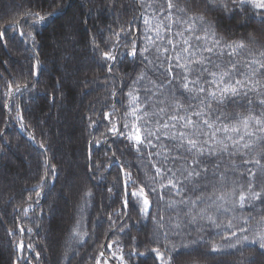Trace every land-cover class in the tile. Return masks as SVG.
I'll return each mask as SVG.
<instances>
[{
    "label": "trees",
    "instance_id": "trees-1",
    "mask_svg": "<svg viewBox=\"0 0 264 264\" xmlns=\"http://www.w3.org/2000/svg\"><path fill=\"white\" fill-rule=\"evenodd\" d=\"M211 1L179 0V5L187 7L189 15L204 16L205 27H211L224 41L243 40L256 51L264 48V20L261 18L264 12L257 14L250 6L233 11L234 7L238 8L233 0H223L227 8ZM164 2L13 0L7 3L0 0V31L4 33L0 38V157L6 155V161L0 166V264H61L60 249L65 235L77 227L86 234L72 239L74 250L65 256L64 264H97V261L99 264H121V255L123 264H161L151 251L153 248L164 254L165 264H204L206 259L242 256H248L252 261L260 257L258 264H264V248L260 247L257 238L258 233H264L262 201L246 202L243 209L237 205L233 211L218 213L215 205L208 206L211 201L198 203L195 207L178 203L169 208L166 201H179L183 197L163 191V201L158 194L149 193L152 205L147 216L140 212L142 202L137 207L123 208L120 164L132 173L137 186L146 184L147 177L155 172L147 150L137 153L130 142L109 134V121L121 126V117L130 110V89H136L133 94H139L143 100L146 93L151 95L147 90L156 91L151 82L159 85L167 78L166 73L154 71L139 55V49L146 44L143 20L146 15H152L146 5ZM29 13H40L46 19L34 23L35 17ZM9 24L16 26L8 27ZM117 32L121 33L118 41L121 47L116 51H131L132 41L136 40L138 55L135 58L119 56L115 62L102 58L104 52L113 49ZM250 37L258 43L252 44ZM7 51L13 53L10 59ZM148 58L154 59L153 54L150 53ZM109 64L112 65L111 73ZM61 69L68 71L64 79L59 77ZM142 72L146 74L145 78L134 85L133 81ZM17 86H20V92H16ZM86 86L80 93L79 88ZM175 87L177 97L188 104L179 86ZM57 99L61 102L56 109ZM147 110L151 112L152 109ZM223 110L247 114L241 103H229ZM105 113L109 114L107 119ZM46 114L49 116L41 122ZM70 118L76 119L77 124H72ZM58 133L72 142L68 155L56 140ZM96 141L101 143L97 145ZM78 147L82 161L77 156ZM21 149L27 152L26 158L31 164L17 155ZM262 150L264 144H257L244 159L260 158L257 154ZM67 156L69 162H64ZM220 159L221 169L227 163L239 165L235 172L228 171V175L246 192L249 182L246 168L257 171L253 189L264 192V173L253 165H243L239 155L231 158L225 155ZM214 163L215 160L209 161L210 165ZM261 164L264 165V158H261ZM67 179L73 181V185H68ZM84 181L87 182L84 199L89 206L82 219L72 217L71 206L64 217L56 216L57 203L65 204L62 193L73 191L74 204L79 202L81 195L77 188ZM233 187L229 183L217 188L216 192L230 193ZM190 188L184 196L192 199L202 194L207 197L212 192L210 187L203 193L192 192ZM239 190L237 188V197H226V207L232 208ZM88 192L91 196L86 195ZM189 208L191 215L207 208L217 223L223 226L231 220L234 227L218 230L199 217L195 224L190 221L183 224L181 215L189 212ZM173 218L175 223L178 220L181 223L180 229L170 227ZM158 221L163 223L162 228ZM156 224L163 236L160 240L151 238ZM199 228L204 234L202 240L186 247L176 244L179 238L195 234ZM240 228L247 230L241 233ZM231 231H236L237 235L231 237ZM245 235L248 241L236 244ZM224 236L229 239L225 240ZM213 244L219 246L215 252ZM229 244H236V247L221 250Z\"/></svg>",
    "mask_w": 264,
    "mask_h": 264
},
{
    "label": "snow or ice",
    "instance_id": "snow-or-ice-1",
    "mask_svg": "<svg viewBox=\"0 0 264 264\" xmlns=\"http://www.w3.org/2000/svg\"><path fill=\"white\" fill-rule=\"evenodd\" d=\"M233 4L238 5L233 11H242L245 6H250L257 14L264 12V0H233ZM217 6L227 8L223 0ZM146 7L152 10V15H146L143 20L146 44L139 49V55L154 71L166 73L167 78L159 85L151 82L156 91L147 90L151 95L146 93L143 100L139 94H133L136 89H130V110L121 117V126L115 121H109V134L130 142L137 153H141L142 149L147 150L155 172L153 176L147 177L146 184L137 186V182L132 179V173L125 171L124 165L120 164V176L123 177V208L127 210L130 205L137 207L142 202L140 212L147 216L152 205L149 193L158 194V198L163 201V191L183 197L179 201H166L169 208L178 203L195 207L198 203L211 201L209 207L215 205L218 213H227L235 210L237 205L243 209L246 202H264V192L253 189L257 171L246 168L249 177L246 192L237 180L229 177L227 169H221L220 159L225 155L230 158L239 155L243 165H253L264 173V165L261 164L264 150L257 154L260 158L244 159L250 149L257 144H264V48L256 51L243 40L224 41L211 27H205L207 22L204 16L189 15V9L180 6L179 0H165L164 3L147 4ZM160 13L163 15H159ZM29 15L35 17L34 23H41L46 19L40 13ZM261 18L264 20V16ZM15 26L16 24L8 25ZM20 34L24 35L23 32ZM3 35L0 31V38ZM115 35L117 42L113 44L111 51L102 54V58L111 62L117 61L119 56L135 58L138 55L136 40L132 41L131 51L119 53L116 49L121 47L118 42L121 33L117 32ZM250 40L252 44L258 43L254 37H250ZM150 53L154 56L152 60L148 58ZM108 71H112L111 64ZM145 75L142 72L133 84L142 81ZM176 85L182 95L186 96L188 104L177 97ZM164 89L168 91L165 92ZM15 90L20 92V86ZM113 95L116 93L113 92ZM229 103L244 104L247 114L224 111L223 108ZM149 107L151 112L147 110ZM108 116L109 114L105 113L106 119ZM100 143L101 141H96L97 145ZM169 144L172 147H169ZM153 157L155 159H152ZM212 160L216 163L210 165L209 161ZM231 166L233 172L239 167L235 163ZM229 183L234 185L230 193L216 192L217 185L223 188ZM113 186L117 184L114 182ZM189 186L192 192L203 193L209 187L212 192L207 197L202 194L192 199L184 196ZM237 188L240 189L238 199L233 200L230 209L225 206L228 203L226 197H237ZM39 195L37 192L38 197ZM86 195L91 196V192ZM191 211L189 208L186 215H190ZM198 217L200 220H207L210 226L218 230L234 227L231 220L223 226L217 223L216 217L208 214L207 208H201L197 215H190V223L195 224ZM161 221L158 223L162 228ZM173 228H181L179 220ZM246 230L239 229L241 233ZM85 234H82L78 227L72 232L74 238H82ZM236 235V231H231V237ZM223 238L229 239L228 236ZM257 238L260 247L264 248V233H258ZM248 239L245 235L242 240L238 239L236 244H243ZM236 244H229L228 247L235 248ZM19 247L23 249L22 242ZM28 247L31 248L32 245ZM218 247L213 244V251H217ZM151 251L156 254L161 264H165L164 254L158 248ZM36 255L38 257L39 253ZM120 260L123 264V255Z\"/></svg>",
    "mask_w": 264,
    "mask_h": 264
},
{
    "label": "rangeland",
    "instance_id": "rangeland-1",
    "mask_svg": "<svg viewBox=\"0 0 264 264\" xmlns=\"http://www.w3.org/2000/svg\"><path fill=\"white\" fill-rule=\"evenodd\" d=\"M7 3H12L13 0H6ZM92 1V0H90ZM211 1V0H209ZM215 1L216 3L220 4L221 3V0H212L211 2ZM224 8V7H223ZM7 57L10 59V57L13 55V53L11 51H7ZM69 56H71V53H69ZM8 59V60H9ZM67 69V68H66ZM62 70V69H61ZM68 71H63L62 70V75H59L60 78L64 79L65 78V74H67ZM72 74H74L75 72L72 70L71 71ZM87 88L86 87H80L79 88V92L82 93L85 89ZM61 102V99H57L54 103V107L57 109L58 107V103ZM77 111V109H76ZM53 114H55V112H52ZM49 116V115H48ZM47 114L44 115L42 118H41V122L45 121L47 119ZM73 118H70V120L72 121V124H77V120L73 119ZM79 123V122H78ZM56 140L64 146V152L68 155V152H69V149H70V146L72 144V142L70 141L69 138H65L63 135H60L59 133L57 134L56 136ZM79 148V147H78ZM17 155L19 157H22L25 162L29 165L31 164V160L26 158V153L23 149H21L19 152H16ZM77 156L78 158L82 161V154H81V148L77 149ZM6 155H2L0 157V166L6 161ZM64 162H69V157L67 156L65 159H64ZM232 164H229L227 163L225 166H224V169H227V171H233L232 170ZM67 171V169H65ZM69 182V183H68ZM66 183L68 185H73V181H71L70 179H67ZM87 185V182L84 181V182H81V184L78 186L77 190L79 192V194L81 195V198L79 200V202L75 203L74 204V197H73V191H67L65 190L62 195H63V199L65 200V204L64 203H57V201H55L57 203V207H58V210L56 212V216L60 215V216H65V214L68 213V209L69 207L71 206L72 208V217L75 218V219H82V217L84 216V211L88 208L89 206V202L88 201H85V195H84V189H85V186ZM211 188V187H210ZM217 188H220L219 185H217ZM216 188V189H217ZM67 212V213H65ZM188 213V212H187ZM191 215V214H190ZM190 215H186L185 214H182L181 215V219H182V223L183 224H186L187 222L190 221ZM175 224V218H173V221L169 222V225L171 228H173V225ZM49 233H51L49 231ZM73 235H72V232L68 233L65 235V238H64V241H63V244L61 246V249H60V256H61V264H64V258L66 255H70L72 252H73V247H72V239H73ZM151 238L154 239V240H160L163 238L162 236V233L159 229V226L156 224L154 225V227L152 228V234H151ZM204 238V234L203 232L200 230V228L197 230V232L195 234H192V235H187V236H182L181 238H179L176 242V244L178 246H183V247H186L188 245H191V244H195L196 242L202 240ZM227 245L222 247L221 250L222 251H225L227 250ZM260 260V257L256 260V261H252L250 259V257L248 256H242L240 258H215V259H206V261H204L205 263L204 264H258V261ZM189 264H193V262H190Z\"/></svg>",
    "mask_w": 264,
    "mask_h": 264
}]
</instances>
